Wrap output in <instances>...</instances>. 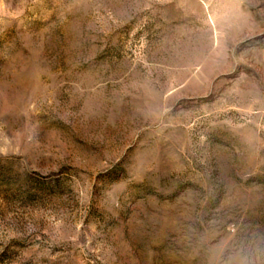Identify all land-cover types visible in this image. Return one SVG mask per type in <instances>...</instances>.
Returning a JSON list of instances; mask_svg holds the SVG:
<instances>
[{"label":"rangeland","instance_id":"rangeland-1","mask_svg":"<svg viewBox=\"0 0 264 264\" xmlns=\"http://www.w3.org/2000/svg\"><path fill=\"white\" fill-rule=\"evenodd\" d=\"M0 264H264V0H0Z\"/></svg>","mask_w":264,"mask_h":264}]
</instances>
